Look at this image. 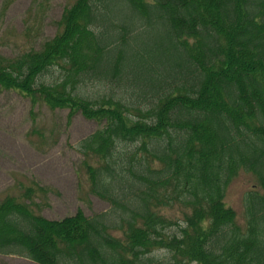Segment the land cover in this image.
<instances>
[{"label":"trees","instance_id":"obj_1","mask_svg":"<svg viewBox=\"0 0 264 264\" xmlns=\"http://www.w3.org/2000/svg\"><path fill=\"white\" fill-rule=\"evenodd\" d=\"M57 25L39 49L0 53V89L100 125L77 150L90 191L111 208L47 218L31 182L0 199V254L264 264V0H75ZM94 84L113 91L87 95ZM240 171L257 179L242 225L225 202ZM174 203L178 219L161 209Z\"/></svg>","mask_w":264,"mask_h":264},{"label":"rangeland","instance_id":"obj_2","mask_svg":"<svg viewBox=\"0 0 264 264\" xmlns=\"http://www.w3.org/2000/svg\"><path fill=\"white\" fill-rule=\"evenodd\" d=\"M74 1L0 0V53L13 57L28 49H39L46 39L54 36L63 9ZM156 38L150 39L151 45ZM112 91L111 86L102 84L86 88V94L92 97ZM67 113L66 109L50 110L44 105L32 108L27 98L0 89V199L6 194L20 196L24 186L34 182L44 188L43 193L33 197L35 210L47 218H62L77 208L86 215L109 211L110 203L90 191L77 150L79 141L100 125L81 114L67 121ZM255 184L254 174L240 171L226 190L225 202L236 211L241 225L245 195ZM161 209L167 216L178 219L183 207L174 203ZM151 255L169 258L164 250ZM0 264L37 263L0 254Z\"/></svg>","mask_w":264,"mask_h":264}]
</instances>
